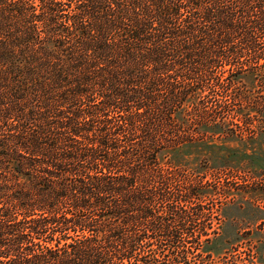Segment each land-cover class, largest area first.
Masks as SVG:
<instances>
[{
    "label": "trees",
    "instance_id": "trees-1",
    "mask_svg": "<svg viewBox=\"0 0 264 264\" xmlns=\"http://www.w3.org/2000/svg\"><path fill=\"white\" fill-rule=\"evenodd\" d=\"M256 31L255 0H0V264H201L156 206L188 139L155 132L203 119L212 68H256ZM148 219L170 247L144 252Z\"/></svg>",
    "mask_w": 264,
    "mask_h": 264
},
{
    "label": "rangeland",
    "instance_id": "rangeland-1",
    "mask_svg": "<svg viewBox=\"0 0 264 264\" xmlns=\"http://www.w3.org/2000/svg\"><path fill=\"white\" fill-rule=\"evenodd\" d=\"M255 1L256 21H263L264 0ZM256 42L264 46V31H256ZM249 59L244 56L242 62ZM240 65L210 70L199 104L208 113L203 119L189 116L183 126L187 132H155L188 139L159 155L171 174L161 186L174 196L158 199L156 206L172 227L201 232L199 239L183 234L201 264L207 254L223 257L226 264H264V53L256 55V68ZM211 120L217 124L210 125ZM144 133L149 132L132 136ZM181 210L184 220L177 213ZM132 227L146 230L144 252L152 253L160 243L170 247L168 237L155 236L151 219Z\"/></svg>",
    "mask_w": 264,
    "mask_h": 264
}]
</instances>
